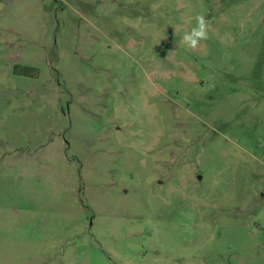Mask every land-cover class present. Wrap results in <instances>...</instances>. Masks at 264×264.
Segmentation results:
<instances>
[{"label":"rangeland","instance_id":"374dc122","mask_svg":"<svg viewBox=\"0 0 264 264\" xmlns=\"http://www.w3.org/2000/svg\"><path fill=\"white\" fill-rule=\"evenodd\" d=\"M0 264H264V0H0Z\"/></svg>","mask_w":264,"mask_h":264},{"label":"clouds","instance_id":"9594fccd","mask_svg":"<svg viewBox=\"0 0 264 264\" xmlns=\"http://www.w3.org/2000/svg\"><path fill=\"white\" fill-rule=\"evenodd\" d=\"M197 25L190 33H186L182 42L191 49H196L199 41L208 39V25L203 15L196 16Z\"/></svg>","mask_w":264,"mask_h":264}]
</instances>
